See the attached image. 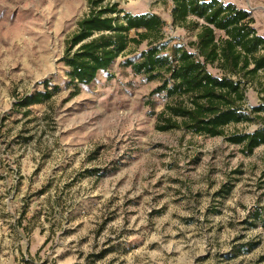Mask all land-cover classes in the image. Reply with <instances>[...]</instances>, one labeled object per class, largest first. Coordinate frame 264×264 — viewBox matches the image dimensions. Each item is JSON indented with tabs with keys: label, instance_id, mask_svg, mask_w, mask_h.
Here are the masks:
<instances>
[{
	"label": "rangeland",
	"instance_id": "374dc122",
	"mask_svg": "<svg viewBox=\"0 0 264 264\" xmlns=\"http://www.w3.org/2000/svg\"><path fill=\"white\" fill-rule=\"evenodd\" d=\"M107 1L159 15L163 53L192 49L197 30L173 22L172 0ZM88 12L89 0H0V264H264L250 217L264 206V145L227 141L264 128V70L246 85L253 121L216 137L161 131L158 83L121 65L146 40L68 83L65 41ZM44 79L59 86L50 99L14 106Z\"/></svg>",
	"mask_w": 264,
	"mask_h": 264
},
{
	"label": "trees",
	"instance_id": "16d2710c",
	"mask_svg": "<svg viewBox=\"0 0 264 264\" xmlns=\"http://www.w3.org/2000/svg\"><path fill=\"white\" fill-rule=\"evenodd\" d=\"M172 2L173 22L192 24L197 32L192 49L176 45L166 54L160 46L163 20L159 15L130 14L118 9L116 3L89 0V12L77 21L60 59L67 68L68 83L74 87L89 84L124 53L129 43L140 45L146 40V48L126 57L121 65L134 75L158 83L152 94H162L166 99L156 114L158 130L183 128L216 137L223 135L229 124L253 121V113L256 115L261 108L248 112L245 91L246 85L264 70V38L252 26L250 13L220 0ZM208 67L217 69L220 75H213ZM39 84L42 89L22 96L14 106L42 104L59 90L48 79ZM227 141L251 153L264 145V128L231 134ZM262 211L264 206L257 207L250 217L264 228Z\"/></svg>",
	"mask_w": 264,
	"mask_h": 264
},
{
	"label": "crops",
	"instance_id": "0c3cea01",
	"mask_svg": "<svg viewBox=\"0 0 264 264\" xmlns=\"http://www.w3.org/2000/svg\"><path fill=\"white\" fill-rule=\"evenodd\" d=\"M224 4L230 3L237 8L248 11L253 18L258 35L264 38V0H220Z\"/></svg>",
	"mask_w": 264,
	"mask_h": 264
}]
</instances>
